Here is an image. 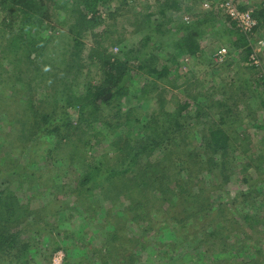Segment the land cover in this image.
<instances>
[{
	"label": "rangeland",
	"instance_id": "obj_1",
	"mask_svg": "<svg viewBox=\"0 0 264 264\" xmlns=\"http://www.w3.org/2000/svg\"><path fill=\"white\" fill-rule=\"evenodd\" d=\"M1 1L0 40L2 41L4 40L2 30L8 32L6 25L9 23L6 21L3 26L2 21L4 16L12 11V5L9 3L3 5ZM174 1L177 3V7H168L165 15L160 14L159 11L161 4L169 3V0H110L95 6L97 24L81 37L85 44H93L96 40L98 42L96 45L100 49L102 48L101 51L112 56L119 54L122 56V53L129 48H145L144 54L153 57L157 67L165 59L169 64L170 56L173 54L174 61H171L169 67L174 71L164 76L163 79L148 77L145 73L146 69L138 68V61L130 57L129 69L121 83L125 85V94L117 96L116 100L110 104L101 105L96 109L94 116L98 118V121L94 122L100 126L101 134L97 135L89 147L85 148L80 138L73 140V144L71 141L70 145L64 146L63 143L62 145H53L56 135L47 133L46 129L58 122L57 118L62 116L66 109H70L64 107L65 96L60 91H56L53 85L40 86L36 93L32 79L36 74L33 70L34 62L31 64L32 68L27 70L28 76L23 75L31 82L27 86L25 80L22 79L24 85L19 86V94H14L12 89L14 82L18 83V78L15 77L16 72L0 60V190L10 183L12 186L9 187L15 190V197L18 199L20 207L25 211L42 210L40 217L36 214V217L34 216V219H38L40 222L34 221L41 227L46 222L54 227L51 234H48L42 227L43 231L38 236L39 247L31 250L34 254L29 264H64L65 251L60 248L65 246L69 248L70 256L67 260L69 263L81 264L82 260L79 259L85 257L82 264H101L104 260L107 261V258L109 260V256L115 254L113 252L110 255L105 251L108 233L106 225L109 221H115L111 219L113 210L117 209L111 210L113 201L116 203V207L128 211L127 206H124L125 201L122 198H117L118 194L113 192L103 195L96 190L87 196L84 189H78L79 193L76 194L77 191L74 189V192L73 188L82 173L89 170L90 163L99 157L110 154L108 151L113 150L114 147H111L108 138V127H103L100 122L114 119L115 116L112 114H115L118 109L119 111L120 109L128 111L132 108L133 110L128 112V117L132 118L144 114L149 115L159 107L172 111L182 103L188 102L189 106L182 112L187 117L186 124H189L186 128V135L190 141L187 148H195L200 139L199 131L205 124L217 122L218 117L221 116L225 119L226 127L246 133L247 143L253 148L252 156L256 158L259 154L260 140L264 136V128H259L264 124V107L260 105V101L264 99L261 88V83L264 84V65L262 67L251 66L248 61L250 52L246 53L243 47H233L230 40H234V37L230 38L226 32L229 21H225V13L221 8L223 3L229 0ZM231 1L251 11V4L261 3L264 5V0ZM65 3L68 6V2ZM58 13L60 16L50 22L41 21L35 23V26L31 23L27 30L28 33L26 32L27 35L23 36L26 38L25 36L32 35L34 30L37 32L42 42L36 39L35 46L39 53L34 66L38 69L41 68L42 71L46 69L52 73L59 68L62 69L63 65L51 59L57 57L62 51L69 53L72 46V36L68 33L67 23H64L65 18L68 20V13L60 10ZM148 13L151 14L149 17L151 24L146 28L141 23L140 17ZM87 14L91 15L92 12H87ZM202 16L209 20V25L212 23L210 29L199 39L202 57L181 55L177 50H173L175 39L181 35V32L177 33L174 25L185 20L192 23L193 19ZM13 25L16 28V20L11 22V26ZM149 29L150 31H159V33L157 35L152 33L151 38L142 47L143 38L148 35L147 30ZM105 31H107L106 37L100 39L98 35ZM245 39L251 50H257L258 41L262 40L264 43V27H258ZM220 49H223L225 53L221 60L215 61L213 56ZM261 55L264 58V46ZM87 56H89L88 49L85 50V57ZM46 60L47 64H42ZM90 61L87 59L84 69L70 84L72 94L79 98L84 94L85 86L96 83L101 77L96 60ZM150 81H154V86L145 89L146 92L143 93L144 90H140V86ZM206 95L212 98L204 105V96ZM195 100H198L199 105L203 106V113L198 117L195 116L193 110ZM215 101H221L223 105L220 107L212 105V102ZM23 104H26L28 108H33L32 113L26 112L27 115L29 113L37 115L38 112L43 114L46 110L53 111V115L47 120L49 123L44 125L45 127H41L40 130L31 128V132L20 134V129L32 122L29 119L30 116L22 113ZM74 109H70V112L77 110ZM196 118H199L198 122ZM50 148L54 151L48 152ZM157 153L159 151L154 152L153 157L157 156ZM120 154L121 152L118 156ZM236 159L237 165L244 161L243 155H237ZM110 163L113 166H119L115 159ZM159 172L158 170L157 173ZM240 172L241 168L238 165L235 172L230 174L226 180L212 178V182H214L212 186L217 188H211L210 191L207 189L210 179L200 178L202 185L204 184V191L202 192V202L199 203H201L200 206H203L211 200L208 204L210 209H214L219 202H226L229 205L224 207L228 208L225 210V214L227 215L229 212L234 214L233 221L238 223L232 231L223 236V241L235 244L237 251L242 250V245L248 246V248L244 247L247 249L244 250V253L235 255L229 251L219 252V248L212 245H208L209 247L204 249H202L203 245L194 248L192 239L188 240L191 246L181 252L179 244L183 245V242L173 241L170 238H164L161 242V234L167 229L176 228L175 235L178 237L174 236V238H180L177 228L179 224L183 223L184 217L192 215V213L184 214L181 211L175 215V221L168 222L164 211L154 207L152 209V224H150L153 227L150 233L147 232L141 237L144 247L137 245L136 257L126 264H240V260L249 263L251 261L249 259L256 260V264H264V228L262 225H258L253 230L243 227L239 213L248 210L239 203V200H237L239 204H237L236 210L234 209L235 205H231V203H236L234 200L240 192L249 193L253 184L258 187V190H262L263 182L259 175L263 174V171L248 168L245 169V172ZM108 174V172L100 171L94 175V178L99 180ZM154 174L155 172L152 173V175ZM242 178H245L246 181L244 182ZM136 194L137 191L130 196L134 197ZM207 195H210V200L205 199L208 198ZM81 198L98 210L96 217L91 218L90 213L86 211L78 213L65 209L67 206L75 205V202ZM254 200L257 202L253 211L250 210V212L258 213L257 216L261 218V221H264V205L260 203L258 197ZM144 201L149 203L150 199L147 198ZM213 213L212 210L208 213L203 211L200 216L205 220ZM121 215L124 218L125 214ZM32 219L33 215L11 225V230L17 233L18 239L24 241L26 238L36 237L34 224L29 225ZM194 222L193 219V224ZM204 222L201 221V224ZM120 228L133 235H140L142 231L135 224L128 222L127 218L126 222L119 226V230ZM44 235H49L50 238L45 239ZM189 236L192 238L191 235ZM53 242L56 244L54 245ZM56 246L59 249L53 250L52 248ZM169 246L171 247L169 248ZM118 254L120 255V253ZM121 260L123 258L119 256L117 264H121ZM0 264L7 263L0 259Z\"/></svg>",
	"mask_w": 264,
	"mask_h": 264
},
{
	"label": "trees",
	"instance_id": "obj_2",
	"mask_svg": "<svg viewBox=\"0 0 264 264\" xmlns=\"http://www.w3.org/2000/svg\"><path fill=\"white\" fill-rule=\"evenodd\" d=\"M109 1H1L3 5L5 3L12 5V11L7 13L2 21L3 26L6 21H9V23L6 25V28L8 26V32H3L2 30L4 40H0V60L8 64L9 68L16 72L15 77L18 78V83L17 81L14 82L12 88L14 94H19V86L24 85L22 79L25 80L27 86L31 82L25 76H28V68H32L31 64L33 62L35 64L38 58L39 52L35 46L36 39L42 42L35 30L32 35L25 36L26 38L23 37L27 35L30 24L33 23V26H35V23L41 21L50 22L52 19L60 16L58 13L59 10L68 13V20L65 18L64 23H67L68 33L72 36L71 50L69 53L62 51L57 57L51 59L58 61L63 65V68H59L52 73L46 69L42 71L41 68L38 69L33 64V70L37 74L32 78L36 93L40 86L47 87L53 85L56 91H60L65 96L64 107H69L72 110H75L74 108L77 109L72 113L70 109H66L64 114L57 118L59 121L54 123L52 127L46 129L47 133L56 135L53 145H62V143L64 146L70 145L71 141L73 144V140L80 138L82 139L83 146L86 148L90 146L92 141H95L94 139L101 132V128L94 122L98 121V118L94 116V112L101 105H108L113 100H116L117 96H123L125 94V85L121 83L129 69L128 63L130 57L138 61V68L141 70L146 69L145 73L148 77L152 76L157 79H163L164 76L174 71V69L172 71L169 67L171 61H174L173 54L170 56L171 61L169 64L165 59L157 67L155 65V59L144 54L145 48H129L122 53V56L121 54L112 56L101 51L102 48L100 49L96 45L98 43L96 40L93 44L89 45L81 40V37L97 24L95 6L99 3ZM65 2H68V6ZM176 4L174 0H169V3H162L159 13L165 15L164 13L168 7H177ZM236 5L238 6V4ZM251 5L252 15L257 19L258 27H264V5L261 3ZM238 7L244 9L240 6ZM87 12H92V14L88 15ZM150 15L148 13L140 17L142 20L141 23L146 28L151 24L149 19ZM15 20L17 22L16 28L14 25L11 26V22ZM226 20L227 22L229 21L228 24L226 23L228 25L226 32L230 35V38L234 37V40H230L233 47H243L246 53L251 52V47L247 45L245 39L246 35L239 31L234 21L225 14ZM208 21V19H205V16H202L193 19L192 23L187 20L176 23L174 25L175 30L177 33L181 32V35L175 39L172 47L173 50H177L181 55L201 58L199 39L201 35H204L210 29L212 23L209 25ZM147 32L148 35L144 36L142 47L151 38L152 33L156 35L159 33V31H150V29ZM106 34L107 31L105 33L102 32L98 37L100 39L105 38ZM86 49H88L89 54L87 57H85ZM39 51H41L40 48ZM87 59H90V62L96 60V64L101 71V77L96 83L85 86V92L79 98L72 94L70 84L84 69ZM42 64H47V60L42 62ZM151 86H154V81L142 84L139 89L144 90L143 93H145V89H149ZM261 88L264 93L263 83H261ZM219 93L222 94V92ZM141 95H143L142 92ZM204 97V105H206V101L211 100L212 97L210 98L208 95ZM194 104L193 110L195 116L198 117L203 113V106L199 105L198 100H195ZM23 105L22 113L24 112L26 116H30L29 119L32 122L23 126L20 129V134L29 132L31 128L40 130L41 127H45L44 125L49 123L47 120L53 115V111L46 110L43 114L38 112L37 115L34 113L30 114L33 108H28L26 104ZM212 105L220 107L223 103L221 101H215L212 102ZM260 105L264 107V99L260 101ZM188 106V102H184L172 111H167L159 107V109L149 115L144 114L140 117L133 116L132 118L128 117V112H131L133 110L132 108L128 111H122L121 109L119 111L118 109L115 114H112L115 116L114 119L100 122L103 127H108V138L110 139L111 147L114 148L108 151L110 154L99 157V159L89 164V170H85L78 178L73 191L74 189L75 191L84 189L87 196H90L96 190L103 195L113 192L118 194L116 196L117 198H122L126 203L124 206H127L128 211H123L122 208L119 209L116 207V203L113 201L111 210L114 208L117 209L113 210L116 214L113 213L111 217L115 221H109L106 225L108 233L106 236L105 251L110 255L113 252L115 254L109 256V260L107 258L108 262L104 260L101 264H117L119 256L123 258L121 264H126L136 257L135 250L137 245L142 246V248L144 247L141 237L147 232L150 233L153 227L150 224H152V209L154 207L155 209L161 208L164 211L168 222L175 221V215L181 211L184 214L186 212L192 213V215H185L186 217H184L183 223H186L179 224L177 228L178 233H180L178 234L180 238H174V236L178 237L175 235L176 228L167 229L161 234V242L164 238L183 242V245L179 244L182 249L181 252L187 250L186 247L191 246L188 240L192 239L194 240L192 245L194 248L203 245L202 249H204L208 248V245H212L219 248V252L229 251V253L235 255L244 253V250H247L244 248L246 245H242V250L237 251V249L235 250V244H229L227 241H223V236L232 231L238 223L237 221H233L234 214L230 212L227 215L225 214V210L228 208L224 207L229 205L226 202H219L214 209H210L208 207L211 201L210 195H207L208 198H205L210 200L205 205L200 206L201 203H199L202 202V192L204 191V184L202 185L200 178L207 177L210 179L209 183H207V189L210 191L211 188H217L212 186L214 184L212 178L226 180L227 177H230V174L235 172L238 165L241 168L240 173L245 172V169L248 168L263 171V174L259 175L261 182H263V188L262 190H258V187L253 184L249 193L245 194L240 192L235 198L236 200H234L236 203H231V205H235L234 209L236 210L237 204L240 203L248 210L239 213L243 227L253 230L258 225H262L264 228V221H261V218L257 216L258 213L250 212V210L253 211L255 208L257 201L254 199L256 197L264 205V136L260 140V152L255 158L251 154L253 148L247 143L248 136L246 133L238 132L231 127H226L225 119L219 116L217 122L205 124L203 129L199 131L200 139L197 146L195 148H187L188 142L190 141L188 135H186V128H188L189 124H186L187 117L182 112ZM26 112L30 113L27 115ZM91 116L94 117L91 118ZM196 120L198 122L199 118H196ZM259 128H264V124ZM53 151L52 148L48 150V152ZM157 151L159 153L153 157L154 152ZM120 152L121 154L118 156ZM237 155H243L244 157V161L238 165L236 164ZM114 159L119 166H113L110 163ZM158 170L160 171L159 173H157ZM100 171L108 172L109 174L102 179L95 180L94 175ZM153 172H155L154 175H152ZM242 179L244 182L246 181L245 178ZM190 184L191 186H188ZM9 186L12 185L9 183L0 190V259L6 261L7 264H29L34 254L31 250L39 247L38 236L43 231L41 230L42 227L48 234L53 232L54 227L47 222H43L44 226L41 227L36 222H40V220L34 219V216L36 217L37 215L40 217L42 210L25 211L20 207L21 205H19L18 199L15 197V190L10 189ZM135 191H137V194L134 197L130 196L132 193L135 194ZM78 193L79 191L76 192V194ZM147 198L150 199L149 203L144 201ZM237 200H239V203ZM67 207L65 209L78 213H81V211L89 212L91 218L96 217V213L98 212L92 204H87L83 198L76 201L75 205ZM211 210L214 213L208 216L207 219H202V216H200L201 212L207 211L208 213ZM122 213L125 214L124 218L121 215ZM31 215H33V219L29 225L34 224L36 237L26 238L22 241L17 238L16 232H12L11 225ZM126 218L128 222L135 224L140 231L142 230V234L133 235L132 233L123 231L121 228L119 230V226L126 222ZM192 218L195 221L194 224ZM201 221H205L204 224H201ZM44 238L48 239L50 237L49 235H44ZM53 243L54 245L56 244V242ZM246 247L248 248V246ZM52 249L57 250L59 247L56 246ZM60 249H64L65 251L64 264H77L67 261L70 256L67 246ZM79 260H82V264L85 257ZM249 260H251L249 263H246L245 260H240L239 262L240 264H256V260Z\"/></svg>",
	"mask_w": 264,
	"mask_h": 264
},
{
	"label": "built area",
	"instance_id": "obj_3",
	"mask_svg": "<svg viewBox=\"0 0 264 264\" xmlns=\"http://www.w3.org/2000/svg\"><path fill=\"white\" fill-rule=\"evenodd\" d=\"M223 12L235 23V26L244 33L246 36L251 35L258 28V21L252 15V11L248 9H240L234 1H226L221 6ZM264 43L262 40L258 41L257 50L252 49L249 56L248 61L251 66L254 67H262L264 65V58L261 55V51L263 49ZM224 50H218L213 59L215 61H219L222 59L224 55Z\"/></svg>",
	"mask_w": 264,
	"mask_h": 264
},
{
	"label": "water",
	"instance_id": "obj_4",
	"mask_svg": "<svg viewBox=\"0 0 264 264\" xmlns=\"http://www.w3.org/2000/svg\"><path fill=\"white\" fill-rule=\"evenodd\" d=\"M106 97V96H105Z\"/></svg>",
	"mask_w": 264,
	"mask_h": 264
}]
</instances>
